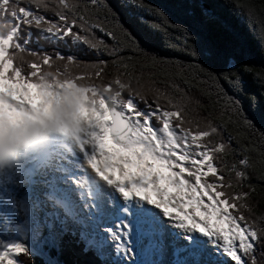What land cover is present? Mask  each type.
Wrapping results in <instances>:
<instances>
[{
    "label": "snow or ice",
    "instance_id": "1",
    "mask_svg": "<svg viewBox=\"0 0 264 264\" xmlns=\"http://www.w3.org/2000/svg\"><path fill=\"white\" fill-rule=\"evenodd\" d=\"M174 8L189 23L146 0H0V264L62 244L83 257L74 264H264L250 204L264 197V123L251 115L264 114V66L205 67L200 28L213 14L201 0ZM121 12L191 60L146 50ZM40 41L55 48L29 47ZM129 67L166 89H148L149 103ZM181 83L206 96L203 125ZM132 160L139 175L121 167Z\"/></svg>",
    "mask_w": 264,
    "mask_h": 264
},
{
    "label": "trees",
    "instance_id": "2",
    "mask_svg": "<svg viewBox=\"0 0 264 264\" xmlns=\"http://www.w3.org/2000/svg\"><path fill=\"white\" fill-rule=\"evenodd\" d=\"M109 2L115 5L117 0H109ZM146 2L164 10L174 23H189L188 18L174 8L177 0H146ZM201 2L213 14L212 18L205 20L200 28L202 43L208 49V54L200 57L204 66L217 69L223 66L225 59L250 63L257 68L264 66V46L261 44V38H264V0H232V4L237 6L240 14H237V10L232 6L226 5L225 0H201ZM119 14L121 22L135 31L146 50L152 51L160 57H171L185 62L191 60L185 52L167 47L162 34L153 32L146 24H138L135 17H131L128 13L121 12ZM145 19L148 21L155 20V18L148 16H145ZM32 31L35 35V29ZM97 35L100 34L97 33ZM39 46L48 52L55 48V45H50L46 41H40L39 44L30 43L29 45L30 48ZM57 50L64 51L63 48ZM25 58L30 59L27 54H25ZM71 71L74 74H79L75 68ZM128 72L132 76L133 88L143 86L149 103L152 101L153 92L147 91L148 89H166V85L162 84L159 79L142 74L139 67L135 69L129 67ZM137 79H139V84H137ZM246 81L249 90L255 91L256 86L252 83L251 78H246ZM180 86L185 88V105L190 119L193 120V127L197 121L203 125L206 117L205 107L208 104L206 96L195 88L189 90L182 83ZM137 103L140 107L144 106L139 101ZM251 115L257 123H264V114L256 112ZM234 146L235 142H233ZM228 159L231 162L232 158ZM250 204L254 223L260 227L261 224H264V221L259 219L264 217V197L254 195ZM44 251L52 264H74L75 261L83 259L77 255L75 249L66 244H62L59 248L45 246ZM20 258L23 259L22 256ZM33 260L34 264H46L48 261L42 256H35Z\"/></svg>",
    "mask_w": 264,
    "mask_h": 264
},
{
    "label": "rangeland",
    "instance_id": "3",
    "mask_svg": "<svg viewBox=\"0 0 264 264\" xmlns=\"http://www.w3.org/2000/svg\"><path fill=\"white\" fill-rule=\"evenodd\" d=\"M33 100H35V98H34ZM107 150H108L109 152L113 153V155H114L115 157H117V158L122 157V156L124 155V154H122V153H115L114 150L111 149V146H110V145H107ZM110 162H114V161H110ZM148 163H151V161H149ZM121 167L123 168V170H124L125 173H130V174H132V175H134V176L140 174V169L137 168L135 160H132V161H131L130 163H128V164H122ZM140 167L143 168V165H141ZM146 171H149V172H151V173H158V174H160V175H166V174H167V173L165 172L164 169H160V168L156 167L155 165H153L150 169H147ZM115 175L118 176V173H116ZM159 186H160L161 188L166 187V185L164 184L163 181L160 182V185H159ZM167 190H168V192H169L170 194H173V193H174V189H172V188H168ZM197 215L199 216V213H197ZM212 223L216 224V220H215L214 217H213V219H212ZM216 226L219 227V228L224 229L225 233L228 234V231H227V225L224 224L222 221H221L219 224H217ZM46 247H54V245H53V246H47V245H46ZM43 257H44L45 259L48 260L47 256H43ZM152 258H153V259H157V258H158V259H160V260H162V261H164V262H167V261H168L169 259H171L172 257H171L170 254H165V255L160 256V257H155V256H153ZM48 261H49V260H48Z\"/></svg>",
    "mask_w": 264,
    "mask_h": 264
},
{
    "label": "clouds",
    "instance_id": "4",
    "mask_svg": "<svg viewBox=\"0 0 264 264\" xmlns=\"http://www.w3.org/2000/svg\"><path fill=\"white\" fill-rule=\"evenodd\" d=\"M47 135L45 134L43 137H41V139H46ZM7 166V162L5 160H3L2 158H0V169L4 168Z\"/></svg>",
    "mask_w": 264,
    "mask_h": 264
},
{
    "label": "bare ground",
    "instance_id": "5",
    "mask_svg": "<svg viewBox=\"0 0 264 264\" xmlns=\"http://www.w3.org/2000/svg\"><path fill=\"white\" fill-rule=\"evenodd\" d=\"M90 170V169H89Z\"/></svg>",
    "mask_w": 264,
    "mask_h": 264
}]
</instances>
